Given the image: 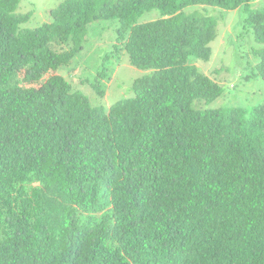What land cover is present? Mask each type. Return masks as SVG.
<instances>
[{"label": "trees", "instance_id": "trees-1", "mask_svg": "<svg viewBox=\"0 0 264 264\" xmlns=\"http://www.w3.org/2000/svg\"><path fill=\"white\" fill-rule=\"evenodd\" d=\"M19 1L0 0V264H264V103L203 108L223 93L194 63L217 19L184 11L242 8L264 80V7L64 0L27 27ZM97 20L144 72L107 109L59 72Z\"/></svg>", "mask_w": 264, "mask_h": 264}, {"label": "rangeland", "instance_id": "rangeland-1", "mask_svg": "<svg viewBox=\"0 0 264 264\" xmlns=\"http://www.w3.org/2000/svg\"><path fill=\"white\" fill-rule=\"evenodd\" d=\"M64 0H20L18 12L30 13L24 26L36 27L51 21L50 10ZM252 8L264 7V0H252ZM186 13L198 11L217 19L216 38L210 43L211 58L205 62L195 60L200 72L209 76L223 88L222 95L210 103L201 101L203 108H244L264 103V80L257 74L259 57L254 51L260 49L251 28L245 26L246 12L242 8L222 11L210 6H193ZM160 18L157 10L145 12L136 19L144 23ZM117 20H97L87 26L82 47L67 66L59 68L60 74L71 84L72 90L85 95L92 106L107 109L112 103L132 96L134 79L144 72L131 66L128 57L114 50L117 38ZM63 49H68L63 46ZM104 70L102 78L98 73ZM102 74V73H101ZM99 83L104 95L100 98L93 85Z\"/></svg>", "mask_w": 264, "mask_h": 264}]
</instances>
